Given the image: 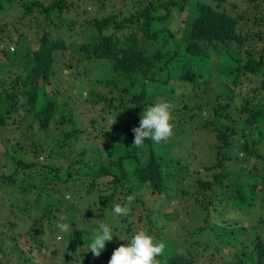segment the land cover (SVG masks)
Segmentation results:
<instances>
[{
	"label": "trees",
	"instance_id": "1",
	"mask_svg": "<svg viewBox=\"0 0 264 264\" xmlns=\"http://www.w3.org/2000/svg\"><path fill=\"white\" fill-rule=\"evenodd\" d=\"M116 1L87 0L98 6L97 14L83 21L70 19L64 27L61 18L70 9L79 12L80 3L0 0V12L22 5L20 13L13 17L17 22L32 24L30 20L37 18L33 24L36 33H30L32 41L33 35L37 36L41 30L43 33L37 38L36 49L22 35L17 36L14 49V34L5 33L12 23L4 22L0 27V126L8 128L12 135L3 137L5 147L1 152L12 172L0 173V185L6 182L16 186L25 173L33 175L29 184L37 183L23 184L21 188V196L17 197L23 203L18 205L21 217L17 214L13 220L6 215L3 218V227L8 226L11 231L0 235V251L6 248L17 251L23 259L20 264H29L28 258L35 255L37 259V254L49 247L45 241L47 230L53 237L64 234L52 251L54 256H63L55 264H106L116 248L128 243L122 239L139 230L155 241L164 242L157 264H201L161 227L176 215L177 220L182 217L175 210L185 214L182 209L185 197L199 188L227 182L231 172L225 163L231 160L233 152L244 155V160L255 158L261 162L255 163L252 171L240 172L241 178L244 175L250 178L264 169V153L255 148L264 138V49L259 52L255 49L257 41L264 40V0H250L252 8L236 14L233 9L237 3L230 6L228 0H137L128 10L127 5L117 7ZM13 2L17 3L12 5ZM186 8L189 18L183 19L182 30L179 27L175 30L171 26L173 18ZM37 9L44 14L41 29ZM81 11L89 13L86 7ZM78 27L88 37L82 36L83 42L78 45L81 58H73L67 66L74 69L77 77L85 76L81 72L88 75L93 71V75L78 85L60 89L53 79L57 75L54 54L69 49L65 36L75 35L79 39V34L73 31ZM242 53H246L245 61L241 59ZM78 64H83L82 69L76 70ZM215 73L220 76L216 84L222 83V76L227 79L223 91L211 87V76ZM88 81L95 82L91 89L87 88L89 92L75 90L85 87ZM244 83L251 88L244 94L241 106L234 108L233 94ZM208 95L213 100L211 104L205 100ZM159 98L171 106L173 134L161 144L145 141L137 148L133 146V129L139 126L143 107L158 102ZM16 115L22 118L17 121ZM12 117L13 122H18L15 129L10 126ZM190 124L195 129L203 127L215 132L212 148L216 150V163L205 165L206 169L192 176L194 188L184 185L183 180L190 160L196 156L190 150L198 141L194 139L187 147L179 139L193 137ZM52 128L57 131L54 145L47 139L36 138ZM40 157L44 159L41 161ZM213 168L220 169L214 172L212 180L205 172ZM238 184L233 192L238 204L243 201L247 205L249 200L258 199L261 215L255 229H259L249 232L245 228L242 233H233L235 227L226 222L214 228L217 231L213 235L217 243L238 247L233 255L234 264H264V176ZM142 187L152 190L155 198L147 195L144 200L134 192ZM44 191L53 198L45 196ZM129 196L134 197L131 202ZM173 196L180 203L177 200L172 203ZM56 198L63 200L59 209L53 206ZM195 198L193 202H197ZM117 203L128 205L127 216L113 214L112 207ZM139 203L143 207L137 210ZM165 203L171 206L164 209ZM197 203L202 210L209 208ZM61 217L73 229L61 233L57 227ZM208 218L205 217V224ZM21 221L31 224L24 227ZM101 223L109 224L114 235L122 239L114 236L97 257L87 252V245ZM206 229L202 225L193 233L188 229L185 233L191 239ZM209 262L213 264V259Z\"/></svg>",
	"mask_w": 264,
	"mask_h": 264
},
{
	"label": "rangeland",
	"instance_id": "2",
	"mask_svg": "<svg viewBox=\"0 0 264 264\" xmlns=\"http://www.w3.org/2000/svg\"><path fill=\"white\" fill-rule=\"evenodd\" d=\"M52 1L53 0H45V3H49ZM70 1L74 2L75 5H76V2L80 3L82 7L80 8L79 12L78 11L76 12L75 10L70 9L68 13L64 14L63 18H61L62 25H64V27H67L70 19H77V20L83 21L84 18L93 17L94 15L97 14L96 10L98 9V6L96 4H93V3L90 4L89 2L87 3V0H70ZM134 1H137V0H128L127 3H125V0H117L115 5L117 7H123L124 5H127V10H128L130 9ZM15 3L17 2H13L12 5H14ZM228 3L230 6L233 3H237L236 4L237 6L235 7V9H233V12L235 14L248 12V10L252 8L250 0H228ZM17 6L18 8H14L15 10H13L12 9L13 7H12L8 11L0 12V27L3 25L4 22H7V21L8 23H12L10 24V27L8 26L6 27L5 33L14 34V41L12 43V47H14V49H16L18 35L28 37L27 39L28 42L32 41L30 33H36L35 25L33 26V24L36 23L37 21L36 17H33L30 20L32 24H25L22 21L17 22L13 20L14 14L20 13L21 11L22 5L20 4ZM83 7H86L87 12H89L91 15H89V13L88 14L85 12L83 13V11H81ZM107 8L111 10L110 7H107ZM100 11L101 13L104 14L103 9H100ZM35 13L37 16H39L38 19H40L39 25L41 29V20L44 17V14L39 12L38 9L35 10ZM188 16H189L188 8H186L182 12H178L174 16L173 23L171 24V26L175 30H177L176 28L178 27L182 30L184 28L183 19L184 20L188 19L189 18ZM247 28L248 26L244 27L245 30ZM256 29L258 28H251L252 31H255ZM41 31H40V34H38L37 36L33 35V41H32L31 47L34 49H36L39 46L37 38L39 36H42L43 33ZM73 31L76 32V34H79V37H78L79 39H77L75 35L71 36V38L65 36L67 43H69V49L66 51L58 50L54 54V61H55L54 67L57 70V75L53 79H54V82L57 81L55 83L59 85L60 89H62L64 86H67V85H78L85 78H88V76L90 77L93 75V71L88 75L85 74L84 72H81L85 76L77 77L75 76L74 69L67 66L69 61L72 60L73 58L75 59L81 58V57H78L80 54L78 45L79 44L81 45L83 42L81 38L82 36L88 37L87 33H85L84 30L81 31V28L79 27ZM255 46H256L255 49L258 52L262 51L264 49V40L257 41V45L255 44ZM240 56L243 61L247 59L246 53H242L240 54ZM82 67H83V64H78V67L76 68V70H80L82 69ZM100 71L101 69H98L96 72L99 73ZM211 77L213 78L211 82V87L214 86L215 91H218V90L223 91V88H224L223 82L224 80L226 81L227 79H224L222 76L220 80L222 81V83L216 84V82L219 81L220 76H218V74L215 73ZM254 77L260 80L257 76H254ZM91 82L88 81L86 86L83 88L75 87V90H80V91L83 90L84 93H87L89 92L87 91V88L91 89L93 87V84H95L94 81L92 83ZM250 88H251L250 85H248L247 83H244L235 90V94H233L234 95V102H233L234 108L241 106V101L243 99V96L246 93V91L250 90ZM210 97L211 95H208L205 98L208 104L213 103V100H211ZM159 101H162V100L159 98ZM14 117L17 119V121L22 118L21 115H16ZM14 117L9 119V121L12 122L10 124V126L13 127L12 129H15V126L18 125V122H13ZM189 127H190V132L192 133L193 137L182 138L181 136L179 137V139L181 140L183 139L182 140L183 144L184 146L187 145V147L191 146L194 139L197 138V141H198L197 143H195L194 146H192L193 148L190 150V153L195 154L196 156H194V158L190 160L191 162L189 164V170L187 171V174H186L187 176L183 180L184 185L191 186V188H194L195 183H194L192 176H195L201 173L204 169H206L205 165L207 167H210V166L215 165L216 163L214 160L216 150L212 148V146L215 143V138H214L215 132L213 130H209L208 128L205 129L203 127H201L202 129L201 128L195 129V127L191 126V124ZM259 127H263V126L259 125ZM56 135H57V131L54 128H52L50 131H42L39 135H37L36 138L39 141H44L47 139L49 141L48 143H52L54 145L53 137H55ZM8 136H12L9 133L8 128L6 127L2 128L0 126V173L5 172L7 173V175L12 172V171H9L10 163L5 162V158L1 155V152H3V149L5 147L3 137H8ZM173 141H177V138H173ZM27 144H29L28 141H27ZM255 148H257V150L261 148L262 149L261 153H264V138H263L262 143L258 142L255 145ZM172 149L173 148L171 147L169 150H172ZM43 159L41 158L40 160L42 161ZM244 159H245L244 155H236V153L233 152L231 160L225 163V166L231 172V174H229L230 176L227 182H223L222 184H219L218 183L219 180H218L216 182L218 184L215 185V187L213 188L209 187L208 189L206 188L207 190L205 188L203 189L199 188L197 192H195L192 196L185 197V199L183 200L184 206L182 208V209H185V214L183 215V212L181 210H175L177 212H180L182 217L179 220H177L178 215H176V218L173 219V221H169V222L165 221L163 228L161 227V230L163 232H166V234H168L171 240L175 241L176 243H179L178 245L180 246L182 250L186 252L191 251L192 254L195 255L196 259H198L201 262V264H210L209 259L211 260L213 259V264H229V263L234 264L235 263L236 256L234 257L233 255L235 254L236 251H238V247L236 246L234 247V245L231 243H223L221 241L217 243L213 235L217 230H215L214 228L222 227L226 222H228L229 226L235 227L232 230L233 233H242L245 230V228H249L250 229L249 232L251 231L253 232L259 229V228L255 229L257 221L261 215V213L259 212L260 204L258 202L257 197L254 200V202L252 200H249L247 205H243L242 204L243 201H241V204H238L236 200L237 198L233 196L234 195L233 192L236 190L237 186L239 185L238 184L239 182L257 181L260 175L262 177L264 176V169H263V171L260 172L259 174H256L253 176L250 175V178H248L247 175H244V177L241 178L242 174L240 172L243 171L247 173L248 171H252L253 165L255 163H261V162H257L255 158L248 159V160H244ZM219 169L220 168H213L209 170V172H205V173L208 174L209 177L213 180L214 172L215 171L219 172ZM23 177H26L25 180H22ZM33 179L34 178L32 174L27 175L25 173V175H22V177L19 179L16 186H10L6 182H2L3 184L1 183L0 185V235H2L5 232L10 233L11 231V230L9 231L8 226L3 227L5 224L4 223L5 220L3 219L4 215H6L7 217H11L12 220L14 216L17 214L19 217H21L19 206H22L23 203L22 201L19 202V199L17 197L21 196V188L23 187V184L25 186H29V185L35 186L37 184L35 181L29 184V181ZM241 185H245V183ZM37 189H39V187L36 188L35 190ZM213 190L215 192H213ZM148 191L150 193H147ZM134 192L136 193L138 192L139 193L138 195H141L142 199L144 200H146L145 198L147 197V195L155 198V193H153L152 190L151 191L148 190V188L144 190V187H142L141 190L139 191H137V189H134ZM44 193H45L44 194L45 196L49 198H53L51 194L47 193V191H44ZM159 194L162 195L163 193H159ZM245 196L247 197L248 194H245ZM152 197H151V203H153ZM212 197L214 200H212ZM250 197L253 198L254 196L250 195ZM194 198L196 199L197 202H201L204 208L208 206L209 208L206 211L202 210L200 206H198L197 202H193ZM56 199L57 200L53 202L54 203L53 206H55L56 209H59L60 207H62L61 202H63V200L58 199V198ZM174 200H177L176 202L180 203L179 199L173 196L172 201ZM43 201H45V199ZM139 204H137L136 206L137 210L143 207L141 203ZM169 206H171L169 205V203H165L163 208L166 209ZM206 215L209 218H208V223L205 224V217H207ZM165 217H169V215H166ZM172 217H174V213L172 214ZM21 224L24 225L25 227V226L30 225L31 222L21 221ZM202 225H205L207 229L198 234H194L191 237V239L189 238L190 236L187 235V233H185L186 229H188V231H191L193 233L194 231L199 229ZM174 233L180 234V235L174 236ZM51 234L52 232H49L48 230L45 233V241L49 244V247L47 249L44 248L43 250H41L40 253L37 254V257H38L37 259L39 260L37 261V259H35L36 256L33 255V258H28L29 261L27 263L30 264V261H34L35 264H42V263L43 264L45 263L55 264L56 262H60L61 259H63L62 255H60L59 257L54 256V254H52V251L56 247H58L59 245L58 240L63 238L64 234H58L56 237L51 236ZM120 243L121 242H119L118 244L120 245ZM110 258L111 256H108L107 260L109 261ZM254 258H252L253 262H254ZM22 261L23 259H21V257L19 256V253L13 250L12 248H6L0 251V264H20V262ZM108 261L106 262V264H108Z\"/></svg>",
	"mask_w": 264,
	"mask_h": 264
},
{
	"label": "clouds",
	"instance_id": "3",
	"mask_svg": "<svg viewBox=\"0 0 264 264\" xmlns=\"http://www.w3.org/2000/svg\"><path fill=\"white\" fill-rule=\"evenodd\" d=\"M170 108L167 101H158L143 107L139 126L133 129V146L139 148L144 145L145 141H151L158 145L172 136L173 125ZM127 199L131 202L134 197L129 196ZM112 212L115 216H127L130 208L127 204L121 206L117 203L112 207ZM57 227L61 233L73 229V225L64 222L63 217L60 218ZM114 236H118L114 235V229L109 224L101 223L89 239L87 252L98 257L105 249L106 242L112 241ZM118 237L122 239L120 236ZM122 240H126L128 243L114 250L108 264H157L156 258L163 253L165 248L163 241H155L143 230L136 231L131 237Z\"/></svg>",
	"mask_w": 264,
	"mask_h": 264
}]
</instances>
